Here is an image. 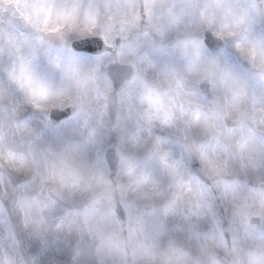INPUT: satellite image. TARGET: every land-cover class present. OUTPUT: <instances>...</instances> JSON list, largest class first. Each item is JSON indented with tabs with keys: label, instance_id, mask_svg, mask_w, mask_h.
Returning a JSON list of instances; mask_svg holds the SVG:
<instances>
[{
	"label": "rangeland",
	"instance_id": "374dc122",
	"mask_svg": "<svg viewBox=\"0 0 264 264\" xmlns=\"http://www.w3.org/2000/svg\"><path fill=\"white\" fill-rule=\"evenodd\" d=\"M97 1L98 0H0V7L2 2L4 6L9 2L14 4V6L18 8L17 13L23 15V23L26 24V26H24V32L26 33L30 25L37 29L39 23L41 24L40 35H42L45 28L53 27L54 25L59 26L60 24L61 27H66V24H68L73 27L72 35L74 37L82 35L84 30L88 29L103 32L108 38L113 40L115 34L103 21V15L99 14L100 0L98 1V8H93ZM19 8L21 10H19ZM252 13L255 26L253 28L255 32H258V29L264 24V8L260 9L253 7ZM27 16H30L31 19ZM258 17L260 20H258ZM242 27L243 25L239 20V22L233 23L231 29L221 33L228 34L230 30H241ZM66 32L65 29L62 30V34ZM31 36L35 38L37 44H35L28 35L24 38L28 39V44H30L33 49V54H35V56L32 58L38 62L37 66H40L41 79L44 84H40V87H38V89H40L37 91L34 90L36 85H23L21 82L23 72H21V68L19 66L17 67L15 64L13 71H8L5 74V79L8 77L6 81L8 85L4 84L5 91L9 88H11L12 91L22 90L21 96L24 98V104H32L34 101H39L40 103V100H42L41 104L43 105L41 106H46V104L53 100L76 97L77 93H82V97L85 98V94L80 92L82 91L79 88L81 86L80 84L79 87H76L78 89V91L75 90L76 93L73 94L74 91L71 90V83L75 81L73 71L75 68H78L81 65L80 62L83 61L71 56L68 50H58L57 48L61 44L58 41L46 42L43 38L41 39L35 35ZM121 37H126L127 40H131L133 35H131L129 30H126L121 32ZM7 40L8 44H10L11 40ZM20 42L21 46L19 49L16 46L17 41L11 42L13 45L11 49L14 50L15 55L22 50V53H24L23 42ZM260 44L261 49L257 46L251 49L248 46L246 47L247 52L244 53L253 54L258 64L261 63L263 58H261V56L264 53V41H262V38ZM238 50H240V48L235 45L226 49L223 53L226 56H230ZM129 55H134L131 48L123 46L120 50L121 59L127 60L129 59ZM89 62L96 63L99 66L101 65V60H91ZM257 63H254L252 69L248 72L251 77H245L242 83L245 86V94L251 98V100L246 99L245 104H249L252 107V111L245 116L236 128L240 130L239 135H252V137L259 139L260 142L256 144H232V134L224 130L221 122L224 119L225 112H230L229 114H236V112L227 109L216 110L212 106L217 99V91H219L220 95L223 97H228L222 94L221 89L217 88L215 84L213 95H215L216 98L207 96L210 102L201 99V102L197 103L195 106L197 110H194L193 113L190 110H185L187 116H189L187 120L189 126L193 131L205 134L210 140L208 143L203 146L192 143L190 147L179 149L174 143L165 142V149L173 150L171 155L161 158L162 156L160 154H152V160L142 165L139 164L142 159L137 152L132 159L127 160L128 164L125 168L123 164L125 156L128 154V140L124 137L120 138L122 127L115 129L113 134H108L106 133L107 128L103 125V122L107 121L104 117V112L101 111L103 109L105 110V108L107 111L110 110V107L108 108L106 106L107 98L105 97L112 92V87L102 76L103 91L105 92V87L108 89L105 95H103L104 97H94L93 101L89 102V104L82 102L80 97L78 102L80 109L79 113L72 121L70 120L71 122L65 123L67 126L62 124L63 126L61 125L55 129L44 127L48 129V131H43V133L40 134L38 131L34 132L33 127H31L32 122L22 124L18 127L11 124L8 127L1 128V150H3L4 157L7 155L5 162L13 168L16 175L27 176L33 185L28 187H25V185H21V187L12 186L9 188V196L1 197L3 200L0 198V214H4L2 205L5 204L7 215L8 205L11 204V208L15 212H25L29 218V229L31 231L39 224L45 228V232L47 227H49V231L54 237H58V243L55 245L57 252L63 255V249L70 250L72 248L67 239L71 231V227H69L71 218L70 214L67 215L68 208L66 205V202L68 203L70 201L66 196L67 189L65 188L67 184L71 183V185L77 188L74 192L69 190L67 192L73 196L71 204L74 206L73 209L77 210L79 217L82 211L81 206H83L80 203L82 199L93 195L95 191L107 192L105 198L93 201L89 204L90 206H83L84 209H88L92 206L93 209L90 210L92 215L96 211H102V221L97 222V227L100 229L107 227L105 223L106 216L110 224L115 220L111 212V206L114 202L118 201V193H126L131 199L129 201H124L126 208H129L131 222L130 231L125 234L118 226L119 231L116 232L117 244L115 246L117 248L115 250L112 247L110 248V251L107 252V256H104V263L125 264L126 260L120 247L128 244L131 247V251L135 253H140L144 248L145 250H149L150 254L146 255L142 252L140 254L141 258L139 255H133L141 259V264H163V262L168 264L169 262H173L175 256L179 255L176 250L171 252V249L166 250L163 247V240L170 238L171 231L179 232V239L183 238L191 245L197 247L200 246L204 238L197 234L196 228L204 229L209 225L208 222L198 220V209L209 206L210 195L207 190L200 189L201 191H199L196 187L190 185L188 168H186V156L194 152L202 155L205 160L207 159L211 169L215 171L218 176H221V179H218L217 182L221 185V192L224 195L227 206L230 208L231 225L229 226V232L232 241H234V249L236 250L239 248L237 251V258L242 262L244 251L238 246V241L234 236L239 231H243L250 236L253 231L263 230L262 228L257 229L249 226L248 220L250 218H260L262 220L264 199L253 200L247 195L248 189L244 187L238 177L236 181H229L226 175L230 170L234 169L236 171L238 169V164L236 162L237 150L241 152L245 160L242 153L244 148L253 154L252 158L254 161L249 165L246 164L249 175L252 177L258 176L259 174L264 175V173H258L259 170L264 169V78H260L256 73ZM5 65L9 70V64L6 62ZM22 65L28 68V73L31 71L29 69L30 67L27 65V61ZM99 68L101 70V67ZM190 72L191 70L185 74L187 75ZM200 77L201 75L195 79L191 78L192 85L188 90L191 99L194 98L192 92L197 90L194 83ZM5 79H0V82L4 83ZM210 81L215 83L212 80ZM60 83L70 85L67 86V89L63 92L62 87L59 85ZM239 83H237V85H239ZM144 86V81L137 78L129 84L126 92L136 94L139 93L140 90L142 91ZM26 89H30V91L26 92ZM123 95L126 97V94ZM125 97L118 96L119 100L117 105H127V101L129 100ZM178 98L181 101L183 100L180 94L155 98L150 102V107L152 109L151 118L154 115V117H157L159 120L164 119L162 111L165 109V121H167L171 113L177 115L176 111L179 112V110L175 100ZM254 107H256V110H254ZM111 112H113V110H111ZM122 115L124 116L123 113ZM38 123L41 122L37 121V124ZM173 125H175V123L168 124L167 126L175 128ZM19 130L27 134L24 133L20 135ZM31 133H34L35 136ZM256 135H259L260 138ZM92 145H94L93 148ZM109 147H117L121 155L122 163L117 171V181H122L127 184L126 178L129 177L131 179V187L127 185L126 188H117L114 184V180H111V175L104 161V152ZM132 147L134 148L133 143L129 146V150ZM86 150L91 153L84 152ZM257 155L258 158L255 160L254 158ZM134 168L135 170L133 171ZM122 171L125 173V176L120 175ZM2 175L3 174L0 172V183L5 182V180H2ZM3 176L5 179H10L5 175ZM153 185L156 188H153ZM186 186H188L190 191H185ZM40 187L44 192H41ZM52 187L58 190L60 195L51 199L46 193V188ZM38 192H41V200L39 202L41 212L38 211L36 207ZM147 194H150L152 197L150 201L164 202L167 204V207L158 210L151 208L148 211L142 209L139 200H141V196H147ZM28 196H32V198L28 200L29 208L27 211L26 197ZM187 198H190L193 202H188ZM180 201H182V204ZM183 204H189L192 210H195L186 220L179 214V208H181ZM171 205L172 208L170 209ZM35 211L38 212V216H35ZM212 212L215 213L214 207L212 208ZM49 217L51 220H49ZM79 217L77 216V218ZM85 218L91 220V215L86 214ZM163 221H165V225H161ZM192 222H195V224L192 225ZM8 226L13 228L11 223H9ZM221 226L222 220L218 217L216 237L211 240V242L218 243L219 248H224L226 242L223 238ZM143 227L147 230V236L140 235L137 232V230L141 232ZM114 229L115 227L112 226V230ZM105 233L108 235V232ZM34 241L36 242V239ZM78 248L79 247H75L74 250L65 255L70 259L83 256L79 254V256L75 257ZM261 253L264 254V251L261 250ZM46 257L47 255L45 253L41 254V261L43 264L47 263ZM85 261L86 260H83V262ZM187 262L188 258L184 257L183 264H187ZM247 264L263 263L261 261H254L253 258L249 257Z\"/></svg>",
	"mask_w": 264,
	"mask_h": 264
},
{
	"label": "bare ground",
	"instance_id": "6f19581e",
	"mask_svg": "<svg viewBox=\"0 0 264 264\" xmlns=\"http://www.w3.org/2000/svg\"><path fill=\"white\" fill-rule=\"evenodd\" d=\"M224 1H228V0H224ZM225 11H226V8H225ZM8 30H12L13 32H15L13 29H10V28L4 29V31H8ZM217 59L220 60L219 56L217 57ZM212 72H213V70H212ZM218 75L219 76L225 75V76H221V77H222L223 84L225 85V87L227 89L231 90V89H234V88L237 87V84H236V81H235V73L234 72H228V74H227V72H224V70L221 68V69L218 70ZM94 77H95V75H93V74L85 75V80L89 83V84H87V85H89V86H87L88 90H92L93 89L92 81H94ZM94 84L99 86V82H97V81H94ZM239 95H240L239 92H236L233 95V97L235 99L241 98V97H239ZM244 99H245V97H244ZM183 252H184V250H183Z\"/></svg>",
	"mask_w": 264,
	"mask_h": 264
}]
</instances>
